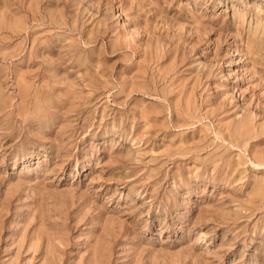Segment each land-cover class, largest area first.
<instances>
[{
  "label": "rangeland",
  "instance_id": "obj_1",
  "mask_svg": "<svg viewBox=\"0 0 264 264\" xmlns=\"http://www.w3.org/2000/svg\"><path fill=\"white\" fill-rule=\"evenodd\" d=\"M0 264H264V0H0Z\"/></svg>",
  "mask_w": 264,
  "mask_h": 264
}]
</instances>
